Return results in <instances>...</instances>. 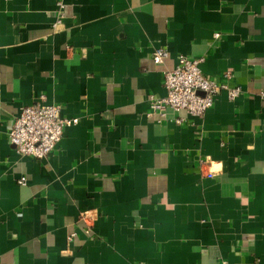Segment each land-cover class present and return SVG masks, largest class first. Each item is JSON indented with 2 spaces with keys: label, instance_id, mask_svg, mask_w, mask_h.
Here are the masks:
<instances>
[{
  "label": "crops",
  "instance_id": "1",
  "mask_svg": "<svg viewBox=\"0 0 264 264\" xmlns=\"http://www.w3.org/2000/svg\"><path fill=\"white\" fill-rule=\"evenodd\" d=\"M180 55L239 97L159 121ZM40 99L78 124L19 157ZM0 264H264V0H0Z\"/></svg>",
  "mask_w": 264,
  "mask_h": 264
},
{
  "label": "built area",
  "instance_id": "2",
  "mask_svg": "<svg viewBox=\"0 0 264 264\" xmlns=\"http://www.w3.org/2000/svg\"><path fill=\"white\" fill-rule=\"evenodd\" d=\"M58 6L63 8L60 2ZM58 23L56 21L54 27ZM167 56L166 49L157 48L151 59L155 64H162ZM202 62V58L180 55L174 68L164 72L165 96L149 97L150 111L157 115L159 121L166 120L169 113L178 114L182 111L192 117H201L213 105L215 96L221 92L226 93L229 101L239 97L240 88H230L228 85L233 79L230 72L225 73L221 82L209 79L202 72ZM60 110L59 105L45 103L44 99L21 109L7 135L19 157L45 159L60 143L65 129L78 124L77 118L61 117ZM174 121L180 122L176 118ZM18 184L25 185V178L21 177Z\"/></svg>",
  "mask_w": 264,
  "mask_h": 264
}]
</instances>
